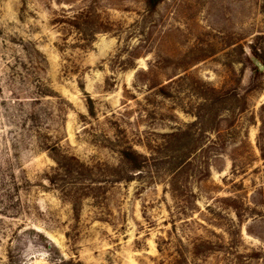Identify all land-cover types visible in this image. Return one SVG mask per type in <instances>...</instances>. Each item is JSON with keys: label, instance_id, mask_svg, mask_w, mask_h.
Returning a JSON list of instances; mask_svg holds the SVG:
<instances>
[{"label": "rangeland", "instance_id": "obj_1", "mask_svg": "<svg viewBox=\"0 0 264 264\" xmlns=\"http://www.w3.org/2000/svg\"><path fill=\"white\" fill-rule=\"evenodd\" d=\"M146 1L0 0V264H264V0ZM128 146L76 216L46 181Z\"/></svg>", "mask_w": 264, "mask_h": 264}, {"label": "trees", "instance_id": "obj_2", "mask_svg": "<svg viewBox=\"0 0 264 264\" xmlns=\"http://www.w3.org/2000/svg\"><path fill=\"white\" fill-rule=\"evenodd\" d=\"M162 0H147L146 5L151 10ZM86 16L84 13L72 16L66 23L76 29L79 34L85 30ZM101 29H95L94 33ZM103 32H109L105 31ZM182 134V133H181ZM183 135V134H182ZM174 136H177L175 134ZM149 155H143L135 151L131 146L119 151L121 166L116 168L108 167L103 164L89 165L79 161L76 157L67 154L52 155L55 167L52 173L46 176L49 186L60 194V198L68 202L72 207L73 215H78L80 203L86 199H92L96 204L101 202L108 188L118 184L130 182L136 173L150 172L152 163L157 162L153 159L154 151L147 147ZM48 244L46 249L52 248Z\"/></svg>", "mask_w": 264, "mask_h": 264}, {"label": "water", "instance_id": "obj_3", "mask_svg": "<svg viewBox=\"0 0 264 264\" xmlns=\"http://www.w3.org/2000/svg\"><path fill=\"white\" fill-rule=\"evenodd\" d=\"M255 65L258 67L260 71L264 69V67L259 62H255Z\"/></svg>", "mask_w": 264, "mask_h": 264}]
</instances>
